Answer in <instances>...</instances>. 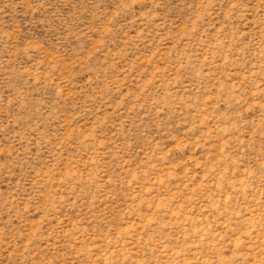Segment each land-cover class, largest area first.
<instances>
[{
	"label": "rangeland",
	"instance_id": "rangeland-1",
	"mask_svg": "<svg viewBox=\"0 0 264 264\" xmlns=\"http://www.w3.org/2000/svg\"><path fill=\"white\" fill-rule=\"evenodd\" d=\"M0 264H264V0H0Z\"/></svg>",
	"mask_w": 264,
	"mask_h": 264
}]
</instances>
